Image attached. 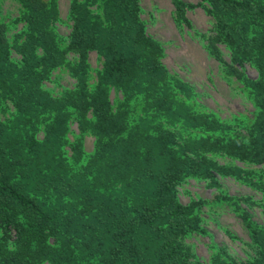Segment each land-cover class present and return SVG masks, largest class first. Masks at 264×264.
Masks as SVG:
<instances>
[{
    "label": "trees",
    "instance_id": "16d2710c",
    "mask_svg": "<svg viewBox=\"0 0 264 264\" xmlns=\"http://www.w3.org/2000/svg\"><path fill=\"white\" fill-rule=\"evenodd\" d=\"M16 1L20 29L0 20V264H199L184 239L205 232L204 200L182 203L176 190L191 176L217 186L212 203H235L248 232L252 255L216 252V264H264V224L218 183L232 176L264 200V0L195 4L211 19L207 53L251 104L241 119L205 112L166 70L138 0H69L65 35L55 0ZM171 4L189 26L194 5ZM90 51L101 59L93 73ZM56 68L73 82L54 92L45 82Z\"/></svg>",
    "mask_w": 264,
    "mask_h": 264
},
{
    "label": "rangeland",
    "instance_id": "374dc122",
    "mask_svg": "<svg viewBox=\"0 0 264 264\" xmlns=\"http://www.w3.org/2000/svg\"><path fill=\"white\" fill-rule=\"evenodd\" d=\"M59 21L55 22V30L60 35L67 34L69 0H55ZM193 7L186 8L185 15L189 26L176 25L173 20L171 0H138L140 18L144 22L145 32L157 40L163 49L161 62L169 73L175 74L180 80L191 86L196 93L195 100L206 111L215 113L221 119H232L240 116L248 118L252 110L251 104L241 94V86L237 81L228 79L220 69V63L211 57L205 48L204 36L211 30V19L201 7L195 5L198 0H183ZM18 17L16 0H0V20L9 25V34L18 31L21 22L13 23ZM222 57L228 61L226 48L220 44ZM88 65L93 70L100 67L101 59L90 51ZM240 69L254 78L255 69L244 63ZM91 73V74H92ZM51 81L46 86L54 92L70 86L73 79L66 70L56 68L52 71ZM113 92H110L112 97ZM241 119V118H240ZM70 129L76 132L74 124ZM92 137H84V149L91 150ZM239 167H250L241 162L233 161ZM219 186L248 214L253 222L264 224V200L259 191L246 182L232 176L218 178ZM178 198L182 203L190 199L204 200L201 206V226L204 233H192L184 240L190 246L193 256L199 264H216L214 254L219 258L241 262L252 255L248 246L249 236L243 225L239 212L233 205L212 203L218 194L217 186L207 184L205 179L188 177L176 187ZM229 256H228V255Z\"/></svg>",
    "mask_w": 264,
    "mask_h": 264
}]
</instances>
